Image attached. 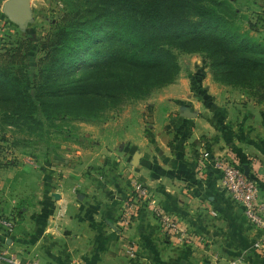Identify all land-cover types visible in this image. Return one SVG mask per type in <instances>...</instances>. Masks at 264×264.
<instances>
[{
	"label": "crops",
	"instance_id": "obj_1",
	"mask_svg": "<svg viewBox=\"0 0 264 264\" xmlns=\"http://www.w3.org/2000/svg\"><path fill=\"white\" fill-rule=\"evenodd\" d=\"M202 79L187 74L151 99L153 124L131 130L118 153L123 160H113L110 171L98 176L85 170L86 162L53 171V179L50 174L46 189L54 199L42 225L35 221L29 229V258L42 264H264V248L255 247L262 231L223 187L218 168L200 167L204 156L247 155L244 165L264 199V164L256 159L264 158V133L258 134L264 128L253 123V114L220 111L221 100L201 96L209 87ZM136 152L141 157L134 164ZM132 179L151 188L164 210L179 218L181 239L167 235L148 207L123 231L121 212ZM128 241L137 245L135 256Z\"/></svg>",
	"mask_w": 264,
	"mask_h": 264
},
{
	"label": "trees",
	"instance_id": "obj_2",
	"mask_svg": "<svg viewBox=\"0 0 264 264\" xmlns=\"http://www.w3.org/2000/svg\"><path fill=\"white\" fill-rule=\"evenodd\" d=\"M66 5L42 38L0 48V113L6 118L25 115L43 123L63 102L77 106L89 99L87 111H95L148 95L177 78V50L203 53L217 80L264 101V42L238 24L232 0H67ZM85 62L94 70L74 77Z\"/></svg>",
	"mask_w": 264,
	"mask_h": 264
},
{
	"label": "rangeland",
	"instance_id": "obj_3",
	"mask_svg": "<svg viewBox=\"0 0 264 264\" xmlns=\"http://www.w3.org/2000/svg\"><path fill=\"white\" fill-rule=\"evenodd\" d=\"M8 1L0 0V48L23 38H42L60 21L67 6V0H26L24 9L11 13L7 9ZM232 1L239 13L238 24L264 42V2ZM176 53L181 67L177 78L170 84L154 88L148 95L118 104L105 103L95 111H87L86 107L92 103L89 99H81L77 106L63 102L60 108L50 109L51 114L43 123L34 117L13 115L6 118L0 113V217H12L17 223L11 243L7 245L3 242L5 234L0 226V246L7 251L0 258V264H30L33 261L28 256L32 252L28 233L35 221L42 225L43 217L51 211L54 198L46 189L50 174L53 179V171H62L66 165L75 170L77 165L87 162L85 170L100 176L99 173L112 169L113 160L121 163L123 159L118 153L127 144L131 130L137 125L150 127L153 124L149 115L154 107L151 99L180 77L188 74L196 76L198 81L205 77L209 87H203L200 92L201 86L195 87L201 96L211 97V102L221 100L220 111L229 112L228 109L233 108L240 114H253V123L264 128V101H259L247 88L217 80L203 53L181 50ZM89 64L83 63L73 76L93 71L87 68ZM263 133L258 132L259 135ZM246 158L247 155L239 156L245 163ZM256 159L264 164V158ZM63 217L64 213L58 216Z\"/></svg>",
	"mask_w": 264,
	"mask_h": 264
},
{
	"label": "built area",
	"instance_id": "obj_4",
	"mask_svg": "<svg viewBox=\"0 0 264 264\" xmlns=\"http://www.w3.org/2000/svg\"><path fill=\"white\" fill-rule=\"evenodd\" d=\"M207 164L218 168L223 187L231 198L243 207L248 221L262 231V237L255 244V247L264 248V199L261 198L257 179L250 174L246 175L244 164L236 156L228 158L204 156L201 158L200 167L202 168ZM144 207L151 209L167 235L176 238V240L181 239L183 226L179 218L167 213L158 203L151 188L137 179H132L130 182V192L121 212V225L124 232L133 226L138 214ZM0 226L5 234L4 242L7 243L10 241V237L14 235L17 223L12 217H0ZM127 251L129 255L135 256L137 245L133 241H128ZM6 253V249L0 246V258ZM14 264L21 263L15 262ZM30 264H39V261L33 260Z\"/></svg>",
	"mask_w": 264,
	"mask_h": 264
},
{
	"label": "water",
	"instance_id": "obj_5",
	"mask_svg": "<svg viewBox=\"0 0 264 264\" xmlns=\"http://www.w3.org/2000/svg\"><path fill=\"white\" fill-rule=\"evenodd\" d=\"M25 5H26V0H10L7 3V9L11 13H16V12L21 11L22 9H24L25 8ZM184 116L191 117L192 115L189 112V110H186L184 112ZM140 157H141V154L139 152H136L135 155H134V157H133L134 158L133 159V163L134 164L139 163ZM244 167H245L246 175H249L250 174V167H249V165H244ZM54 196L57 199L60 198V195L57 194V193H54Z\"/></svg>",
	"mask_w": 264,
	"mask_h": 264
},
{
	"label": "bare ground",
	"instance_id": "obj_6",
	"mask_svg": "<svg viewBox=\"0 0 264 264\" xmlns=\"http://www.w3.org/2000/svg\"><path fill=\"white\" fill-rule=\"evenodd\" d=\"M66 201V200H65Z\"/></svg>",
	"mask_w": 264,
	"mask_h": 264
}]
</instances>
